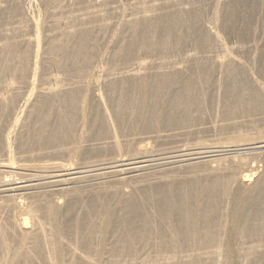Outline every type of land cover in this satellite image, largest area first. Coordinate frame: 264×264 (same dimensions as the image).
I'll list each match as a JSON object with an SVG mask.
<instances>
[{
    "label": "bare ground",
    "instance_id": "obj_1",
    "mask_svg": "<svg viewBox=\"0 0 264 264\" xmlns=\"http://www.w3.org/2000/svg\"><path fill=\"white\" fill-rule=\"evenodd\" d=\"M28 1L29 4L26 5L24 0H0V151L6 158L1 160L6 163H1L4 165H0V169L12 167V163H9L14 159L11 156L13 152L10 146L13 138L11 128L36 124L41 117H46V111L54 110L55 99L63 103L62 108H59L58 112L56 111V115H64L69 120L74 115L85 119L84 114L88 106L96 105L99 108L100 116L110 128L109 131L114 138L112 139L113 145H116L118 149L122 148L123 144H120L117 136L120 132L119 128H121L118 112L122 104L120 100L119 103L114 102L110 94L116 90L115 84L121 74L127 73L124 77L144 82L147 75L146 70L155 63L170 65L172 71L181 69L182 66H178L175 61L155 62L149 61L147 58L155 52H163L161 47H164L162 44L166 42L155 34L153 20L157 15V10L167 5L168 7L179 5L178 9L174 10L185 13L187 7L180 4L184 0H128L129 4L125 9H121V4L114 6L106 3L105 0H38L44 6V18L35 16L36 13L32 15L27 12V6L30 7L33 3V0ZM214 1L215 6L221 2V0ZM112 13H114L113 16ZM213 20L216 21V18ZM209 25L204 27L209 34V39H212L216 51L205 56L206 54H203L201 49L195 50L193 53H187L183 60L197 64L200 58L209 57L210 64L216 68L218 74H221L223 70L243 69L256 89L264 92L263 82L261 84L257 81L254 74L252 78V73L249 74L245 69L241 58L239 59L233 54V52H240V46L228 49L223 42L224 39H220L218 31L211 27L213 23L211 26ZM115 27H121V29L114 37ZM128 32L133 34L132 36H143L146 43L138 45L134 50L135 53L129 52V49L120 51L118 63L127 68L124 72L117 67V60L111 61V66L106 64ZM139 49L144 50L142 54L137 52ZM160 58L162 57L160 56ZM141 90L143 91V88ZM110 107L113 112L110 111ZM122 115L124 116V112ZM65 117H60L62 119L60 126L54 131L51 129L45 131L44 126L39 128L37 130L39 134H36L46 143L50 142L51 146L61 145L70 136L69 126L67 128L64 124ZM72 126L74 125L72 124ZM229 140L231 144L223 145L221 143L222 145L219 146L224 149L227 147L226 150L205 151L208 147H202L200 151L196 150V153L188 154L190 156L188 159L176 161L184 163L174 171L175 174L172 177L156 179L157 183L171 185L185 177L190 178L194 170L191 172L186 169H190L195 164L191 163L192 161L198 160L199 163H206L207 166L202 170L203 174L194 177L204 179L205 184L207 182L209 185H215L217 190L204 201L197 198V203L195 202L194 206L186 204L188 207L177 209L174 213L169 214L168 212V226L165 224L168 227V232L157 237L156 241L163 247L157 251L155 257L145 253H143L144 255L130 254L129 252L125 254L123 249L120 250V254L119 252L114 253L113 259L137 257L140 263L132 260L131 264H153L156 262L160 264L187 262L188 264L194 258H198L202 259V264H230L234 256L235 259L236 257L243 258L244 263L248 260L257 261L260 259L259 256L264 257V222L260 227L251 228L249 231L242 228L243 219L251 218L250 212L257 213L259 211L264 214V200L255 203L257 196L261 195L264 190V131L240 134L229 138ZM232 147L236 148L232 149ZM74 149L75 147L71 146L65 148L63 152L70 154ZM210 153H212L211 156ZM140 154V157L136 158L138 159L136 162L133 160L126 162L125 158L119 159L120 156L116 155L113 157L115 162H110L112 165L109 166L102 158L95 159L94 162L97 164L93 162V166L80 164L76 168L68 167L65 162H51L53 165L43 167L44 171L39 175L40 178L36 177L38 174L33 176L26 172L18 174V178H12L11 172L10 174L8 171V174L0 172V264L24 262L33 264V258L37 256L38 250L45 251L47 255L44 264H74L77 260H81L84 262L83 264H95L93 254H82L77 241L79 237H92L97 233L102 236V232L108 230L109 227L112 215L109 209L104 207L100 213L91 218L94 221L96 217H99L101 220L98 219V225L89 227L82 235L75 232L73 239L71 237L67 240L62 239L60 235L61 219L66 215V212H71L79 206H87L88 199L90 201L91 198H99V195H113V200L119 203L131 198L134 191L142 189L147 184L152 185L149 180L143 177L145 176L144 171L153 161L146 159L149 153L141 151ZM30 159L35 160L36 157L21 152L20 162L25 163L31 161ZM41 163L49 165L50 162L40 159L37 164ZM25 168L27 167L25 166ZM98 170L104 172L99 173ZM38 171L40 172V170ZM109 173L113 177H117L115 182L105 180L106 174ZM90 176L97 177L95 182H89L87 178ZM132 178L136 179L135 183L126 185L125 182ZM115 183H119V185L112 188ZM38 186L44 187L39 189ZM169 188L171 187L169 186ZM157 190L159 189L157 188ZM170 199L173 198L170 197ZM162 202L164 203V201ZM75 220L76 231L78 226L87 221L83 219L84 221L81 220L79 223L78 217ZM101 236L100 238H102ZM127 237L130 238V236ZM89 241L91 242V240ZM133 249L136 250V248ZM113 262L112 264H124L118 261ZM257 264H264V262L261 260Z\"/></svg>",
    "mask_w": 264,
    "mask_h": 264
},
{
    "label": "rangeland",
    "instance_id": "obj_2",
    "mask_svg": "<svg viewBox=\"0 0 264 264\" xmlns=\"http://www.w3.org/2000/svg\"><path fill=\"white\" fill-rule=\"evenodd\" d=\"M24 1L26 5L29 4L28 0ZM105 1L114 6L121 4V9L127 8V5L129 4L128 0ZM182 2L183 3L180 2L181 6L184 5V7H187L185 13L182 11H176L179 5L177 7H168L167 5L162 7V9L157 10V15L153 20L155 34L159 38H162L163 41L166 40V42L162 44L164 47H161L164 50L163 52H155L153 54L154 56L152 55L147 58V60L155 62L164 60L175 61L178 63V66H182L181 69L179 71H172V66L170 65H160L155 63L150 69L146 70L147 75L144 80L145 83L142 80L137 81V79H135L134 81L130 77H124L127 73L121 74L119 77L120 79H118L115 84L116 90L110 94L114 102L119 103L120 100L121 104L126 106L124 108V106L121 105L122 108L120 107L118 112L119 120L121 119V128H119L120 132L117 136L120 144H123L122 148L118 149L116 145H113L112 139L114 138L111 136L109 131L110 128L107 126V123L103 120L102 116H100L99 108L93 104L86 109L84 114L85 119L74 115L71 120H69V118L64 115H56L58 109L62 108L63 103H61L60 100L55 99L54 110H50L49 112L46 111V117H41L36 124H27L25 126L17 127L12 126L13 128H11L13 138L10 142L12 148H10L13 152H11V156L14 159L11 160V162L9 161V163H12L11 168H1L0 172H5L4 174H10L11 172L12 178H18L19 175L25 174V172L26 174H31L33 176L38 174L36 177L40 178L39 175L44 171L43 167L53 165L51 162H65L68 167L76 168L80 166V164L93 166L94 164H97L94 162L95 159L102 158L105 159L104 162L108 163L107 166H109L112 165L110 162H115L113 157L116 155L120 156L119 159L125 158L127 160L126 162H128V160L136 162L138 160L136 158L140 157L141 151L149 153L146 159L153 161V163L151 162L148 169L144 171L145 176L143 178L149 180L152 185H145L142 189L134 191L131 198L119 203H116L115 200H113V195H99V198H91L90 201L88 199L86 202L87 206H79L71 212H66V215L61 219L60 235L62 239L67 240L70 239V237L73 239L75 237V235H73L75 232H77L78 235H82L89 227L95 226L96 224L98 225V222L101 219L96 217V219L92 221L91 218L100 213L104 207L109 209L112 215L108 230L106 229L105 232H102V236L100 233H97L92 237H79L77 241L82 254H93L92 256L95 258V264H98L99 262V264H112L113 261L131 264L132 260L134 262L139 261L137 257H127L123 259L112 258L114 253L119 252L120 254V250L122 251L123 249L125 254L128 252L130 254L137 253L140 255L145 253L151 255V257H155L157 251L161 250L163 247L156 241L157 237L164 232H168V212L169 214L172 212L174 213L177 209L188 207L190 204H192L191 206H194L197 203V198L204 201L207 197H211V195L217 190L215 185H209L207 182L205 184L204 179H197L194 177L203 174L204 171L202 170L207 166L206 163H199L198 160L192 161L191 163L195 164H193L190 169H186L191 172L194 170L192 173L193 175L191 174L192 177L190 178L185 177L171 185H169V183L166 185L157 183L156 179H168L169 177H172L175 174L174 171L184 163L176 161L188 159L190 157L188 154L196 153L197 151H200L202 147H208L205 151H217L219 149L226 150L227 147L224 149L219 146L222 144L226 145V143L231 144L229 143V138H233L240 134H251L257 131H264V92H260L256 89L243 69L223 70L221 74H218L216 68L210 64L211 59L205 57L216 51L212 39H209V34L205 30V27L209 25L210 22L209 26L213 23L211 27L213 30L218 31L219 36L221 37L220 39H224L223 42H225L228 49L240 46V52H233V54L237 56V58H241L240 60L245 64L244 67H246L245 69L248 70V73H252V78L255 76L254 78L261 84L263 82L262 85L264 87V0H221L217 6H215L214 0H184ZM223 4L225 5L223 6ZM213 5L217 8H214ZM27 8L29 14L32 13V15H34L36 13L35 16L40 18L45 17V10H43L44 6L41 5L40 1L35 0L34 2L33 0L32 5L30 7L27 6ZM37 9L38 11H36ZM215 10L217 11L214 12ZM187 11L190 12L188 13ZM113 15L114 13H112V16ZM202 18H204V20H201ZM215 18L216 21L213 20ZM115 28L114 37L118 35L121 27ZM132 35L133 34L128 32L125 39L123 38L120 41L116 51L107 61V66H111V61L117 60V67L119 70L121 69V71H124L127 69L124 68L121 63H118L120 51L129 49V52L135 53L134 50L138 45L146 43L142 38L143 36ZM200 49L203 54L206 55L198 60L199 63L195 64L194 62V64H192L191 62L183 60V57H185L187 53L190 54L195 50ZM143 51V49H139L137 52L142 54ZM160 56L162 58H160ZM123 65L126 66L125 64ZM242 80L244 81V84ZM245 83L246 85H251V87L248 85L246 86ZM237 84L240 86L238 87ZM142 88L143 91L141 90ZM110 111L113 112V109L111 108ZM123 112L124 116L122 115ZM60 117H65L64 124L67 128L69 126L70 136L61 145L51 146L50 142L46 143L43 139L41 140L39 138L37 130L45 126V131H48L49 129L54 131L60 126V122L62 121ZM136 123H138V125H136ZM72 124L74 126H72ZM71 146L73 148L75 147L77 151L74 149L75 151L73 150L70 154L63 152L65 148ZM182 148L184 149L182 150ZM233 148L236 147H232V149ZM21 152L25 155H33L36 159H30L31 161H26L25 163L20 162L19 157ZM211 154L212 153L209 155L211 156ZM38 158L39 160L41 159V161L50 162L49 165L46 163V165L44 163H41L40 165L37 164L39 161L37 160ZM3 159L6 158L0 151V165H4L1 164L5 162L1 161ZM167 159L170 160L168 161ZM174 160L175 162H173ZM156 162L158 163L156 164ZM26 163L29 166L24 165ZM25 166L28 169L25 168ZM38 170H40V172ZM101 171L98 170L97 172H104L103 170ZM162 174L167 175L163 176ZM106 176L105 180L108 182H115V180H117V177H113L111 173L106 174ZM96 178V176H90L87 179L89 182H95ZM199 180L200 182H198ZM135 181L136 179L132 178L125 183L126 185H131L132 182L135 183ZM113 185L112 188H115L119 183ZM169 186L171 188H169ZM40 187L43 189L44 186H38L39 189H41ZM157 188L159 190H157ZM170 197L173 199H170ZM263 200L264 190L261 195L257 196L255 203H259ZM186 204L189 205L187 206ZM250 214L251 218L243 219L242 226V228L247 229L248 231L251 228L260 227L264 222L263 213L258 211L257 213L250 212ZM77 217L79 218V223L83 219H86L87 221L81 226H78V230L76 231V220L74 221V219ZM127 236H130V238ZM89 240H91L92 243ZM133 248H136V250ZM34 254L36 253L34 252ZM45 257L47 258L45 251L41 252L38 250L37 256L33 258V264H44L45 260H47ZM259 258L260 259L257 261L248 260V263H244L245 260L243 261V258L236 257V260L234 256L232 258V261H234H231L230 264H234L235 261V264H253V262L254 264H257L261 260L264 262V257L259 256ZM201 260L202 259L194 258L192 261L188 262V264H202ZM83 263L84 262L81 260L74 262V264ZM20 264L26 263L24 262ZM153 264L160 263L156 262ZM182 264H187V262Z\"/></svg>",
    "mask_w": 264,
    "mask_h": 264
}]
</instances>
